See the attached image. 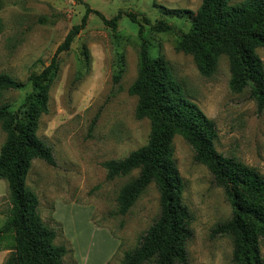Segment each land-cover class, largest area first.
<instances>
[{
	"label": "rangeland",
	"instance_id": "374dc122",
	"mask_svg": "<svg viewBox=\"0 0 264 264\" xmlns=\"http://www.w3.org/2000/svg\"><path fill=\"white\" fill-rule=\"evenodd\" d=\"M0 0V74L23 83L20 91L0 93V106L18 109L31 92L33 73H42L69 32L81 24L86 6L114 19L120 11L142 13L152 25L164 20L176 33L154 34L122 17L115 30L91 15L69 52L58 57L49 113L40 120L38 136L52 148L56 167L34 161L27 187L40 201L42 220L58 233L66 264H122L160 215V196L151 185L126 216L117 215L121 189L138 176L107 180L103 164L124 160L144 147L150 123L136 119L137 98L129 95L139 71L141 45L152 58L170 65L185 96L213 121L217 151L257 169L264 176V113L258 114L249 91L234 94L228 59L216 74L203 78L193 58L178 53L179 35L190 31L187 19L163 16L169 11L196 13L202 0ZM245 0H233L240 4ZM264 63V50H258ZM121 59V81L114 83ZM6 136L0 128V152ZM174 158L184 183L183 199L194 215L188 264H232L230 238L212 239V231L232 217V208L206 167L195 162L193 149L181 138L173 142ZM8 185L0 181V229L10 211ZM92 211V215H91ZM6 243L1 245L2 248ZM264 258V244H262ZM11 252H0L4 264Z\"/></svg>",
	"mask_w": 264,
	"mask_h": 264
},
{
	"label": "trees",
	"instance_id": "16d2710c",
	"mask_svg": "<svg viewBox=\"0 0 264 264\" xmlns=\"http://www.w3.org/2000/svg\"><path fill=\"white\" fill-rule=\"evenodd\" d=\"M82 3L81 0H74ZM141 1V0H137ZM202 0L196 13L169 11L170 18L192 23L188 33L179 35L175 50L193 58L199 74L212 78L220 60L228 59L234 94L249 91L258 114L264 113V63L258 50H264V0ZM91 15L107 28L117 29L122 17L139 26L151 27L154 34L176 33L164 20L152 25L142 13H124L108 20L86 6L80 25L75 26L58 48L55 57L40 74H31V92L16 110L0 106V128L6 139L0 152V181L8 185L10 211L0 229V252L11 255L4 264H66L68 250L58 245V233L42 220L38 196L27 187L34 161L50 167L57 163L52 148L38 136L40 120L49 113L50 93L58 71V57L69 52L88 25ZM120 58L114 83L122 78ZM25 85L9 75L0 74V93L20 91ZM129 95L137 98L136 119L150 123L147 144L124 160L104 163L107 180L138 176L124 186L118 196L117 215L126 216L144 192L154 185L160 196V215L142 236L139 246L124 254L122 264H188V244L193 239L194 215L185 205L184 183L174 158L173 142L181 137L194 151L195 162L206 167L215 185L222 189L232 208V217L212 231V239L232 241V264H264V176L243 162L227 158L216 149L218 132L213 121L191 102L168 62L152 58L147 43L141 45L139 71ZM6 243L4 248L1 247Z\"/></svg>",
	"mask_w": 264,
	"mask_h": 264
},
{
	"label": "crops",
	"instance_id": "0c3cea01",
	"mask_svg": "<svg viewBox=\"0 0 264 264\" xmlns=\"http://www.w3.org/2000/svg\"><path fill=\"white\" fill-rule=\"evenodd\" d=\"M91 215H92V211H91Z\"/></svg>",
	"mask_w": 264,
	"mask_h": 264
}]
</instances>
